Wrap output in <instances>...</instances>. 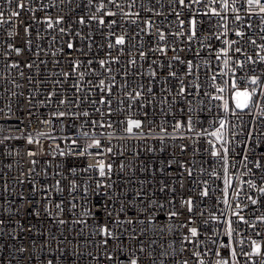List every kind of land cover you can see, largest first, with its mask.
I'll return each instance as SVG.
<instances>
[{"label": "built area", "instance_id": "2783aa9c", "mask_svg": "<svg viewBox=\"0 0 264 264\" xmlns=\"http://www.w3.org/2000/svg\"><path fill=\"white\" fill-rule=\"evenodd\" d=\"M24 2L28 4L29 9L35 11L20 10L15 7V3L9 4L8 0H0V11L5 13V20L9 19L12 11L21 12L19 18H12L10 23L0 25V108L4 109V113L0 114V124L8 130L3 133L4 135L19 137L0 145V171L7 173L6 179L9 184V191H4L3 181H0V195L6 198L0 200V209L5 210L0 214L9 215L7 210L11 208L14 215L16 209H21L19 215H15V219L20 220L24 216L23 209L27 207V204L21 202L18 197L21 192L29 195L28 184H19L17 177L24 180L32 179L36 182L37 192L33 199L37 202L35 204L37 210L46 203L42 186L48 189V196L53 204L64 200L65 216L68 212V202L76 203L77 207L74 210L76 216H73V219L84 211L96 212V206L102 197L94 195V192L100 191V189L95 188V184L97 180H101L104 183L111 182L114 185L113 189H103V191L113 194V208L118 209L121 206V201H131L137 190H141L145 194V202L152 198L164 205L163 209H157L153 214L161 221V225L147 230L145 234L139 232L137 225L128 226L129 230L136 228V235L143 241L146 252L153 251L156 264H160L161 260L164 261V264H182L184 259H188L189 264H196V259L191 256V252H207L208 249H212V252L203 255L201 259L205 261V264H215L219 257L213 253L219 251L227 257L228 250L221 245L230 243L231 239L237 242L241 239L244 240L242 245L239 243L232 245L236 249L238 264H253V261L258 264L260 258L252 257L249 259L242 254L241 249L250 251L252 239L264 243V225L258 224L254 230L244 224H237L236 218L232 216V211H239L236 209V204L239 203L243 208L241 214L254 223L255 220L250 215L253 208L258 209L256 215H264V197L243 183V181L251 179L259 186L261 177L264 176V170L256 169L251 162L253 159L251 155L252 140L246 135L249 130H252L257 140H264V137L260 135L264 133V120H261L258 115L260 109L253 107L250 114H241L239 118L227 115L229 127L226 129L225 139L230 141L227 145L229 149L227 172L232 178V184L226 192L224 184L225 165L219 157L211 155L212 144L209 141L215 143L217 149H220V144L209 133L219 127V124L214 123V121H218L221 116L225 115L218 107L222 101L212 100L210 96L223 95L231 104L232 95L230 83L233 73L224 66L226 57L221 55L220 59H217V54L221 49L227 47L225 41L237 42L232 44V50L229 51V56L232 57L230 67L235 69V75L237 77L252 75L251 70L255 69V74L264 81V63H246L243 70L236 67L235 64L237 59L243 61L246 56H253L258 61L255 56L258 51L264 55V51L250 43L251 39H255L257 45L264 44V39H261L264 37V32L260 31L261 28H264V24H260L257 17L248 19L244 9H240L236 13L242 17L240 22H236L233 19L235 14L229 11L224 13L228 17L227 32H225L224 27L221 26L224 21L216 16H212L209 20L203 16L206 11L205 6L203 4L194 5V10L200 14L197 17L198 20L203 19L204 23L198 24V39L191 42L190 47L193 51H188L189 42L186 35L179 38L169 35V33L180 30V25L170 11L168 0H162L164 7L157 6L155 8L156 11L164 13L162 16L141 12V17L144 19L151 16L153 23L151 29L146 27L144 19H138L133 24L129 21L137 19L136 17L121 18L122 14L119 12H117L116 17L105 18L106 20L116 19L118 21L112 28L102 26L97 21H88L85 25H80L77 22L79 16L87 18L94 13L100 0H93L91 5H88L87 0H72V11H69L67 0L63 4L60 0H24ZM130 2L131 0H117V3L124 6L126 12L139 11L141 2L147 4V0H136L135 5L130 9L127 7ZM241 2L242 0H237V8H240ZM42 4H54V6L41 8ZM148 6L152 7L153 5L148 4ZM212 6L219 10V4ZM108 10L117 11L112 5H108V8L105 9V11ZM46 14L51 16L53 21L58 16H63L65 20L49 29L47 24L43 22ZM96 15L99 16L100 13H96ZM249 23L253 25L250 29L247 27ZM28 24L31 25L29 28L30 35L24 32V28ZM62 27L66 29L65 33H60L59 29ZM157 27L165 31L166 41L158 40ZM186 29L187 25H185L184 30L186 31ZM237 30L244 31L246 35L237 37L235 35ZM10 32L13 35L9 36L8 33ZM76 32H80L81 35L91 34L92 39L81 41L74 35ZM109 32H114L115 35L127 34L126 38L130 36L131 39H128L125 46H115L109 49L107 47L108 42L114 43V38L108 35ZM212 33L219 35L220 39L213 37L210 42L204 39L205 36H211ZM29 39L32 41L31 45H27ZM67 41H72L76 49L79 50H69L66 47ZM209 43L211 48L208 46ZM8 44L20 47L22 52L17 55L13 49L8 48ZM89 44H91L90 50ZM164 44L175 47L177 51H171V47L167 50L166 55L159 51H152V49ZM121 47L125 49L123 52L118 50ZM236 47H240L242 53H235ZM181 48L185 51H179ZM140 51L145 52L146 57L141 58L139 56ZM69 52H71L70 58L72 60H93L91 65L85 62L78 69L79 72L85 73L83 80H80L77 73H73L71 79L62 75L63 72L70 70ZM196 52H199L198 56L195 55ZM177 55L182 59L193 61L196 67H194L192 75L186 76V65L179 62L172 61V66L169 67V61ZM113 58H118V62H111ZM101 59L110 61L106 68L100 67L99 60ZM131 59L136 60L135 65L128 63ZM13 63H18L19 67H10ZM28 63H31L33 67L28 68L26 66ZM107 68H110L111 71L109 72ZM153 70L157 73L155 77L151 76ZM170 71H176L178 78L169 77L167 73ZM21 72L24 73L23 76L20 75ZM221 73H226V75ZM213 75L216 76L215 81L212 80ZM28 77H31V80ZM101 79L114 85L111 97H107L96 87ZM179 79L185 81L189 92L195 93L197 88L194 86H199V95L189 97L193 101L194 130L192 132L186 128H181L178 132L173 131L175 122L183 120L186 115V112L181 111L182 108H186V102L179 97H176L175 102H173L175 93L180 87ZM226 81L228 83H225ZM76 84L79 85V91L74 87ZM140 85H144L145 88L151 87L155 95L145 92L140 101L132 104L129 108L126 91L138 90ZM213 85L224 87V93H217ZM260 86L264 87V83ZM12 93H17V95L13 96ZM21 93L23 95H20ZM102 97L112 100L111 116L108 114L109 107L98 102ZM165 98L168 102L161 103ZM62 99L70 103L59 104ZM118 100H123L125 103L118 104ZM149 100L152 101L151 104H148ZM201 100L203 101L202 104L199 103ZM261 100L264 101V97H261ZM94 101L96 102L94 103ZM9 106L13 110L12 113L8 112ZM29 106L32 111L30 120L24 115ZM61 111L73 115H66L62 118L53 115V113ZM84 112H87L88 115L84 116ZM145 112L148 113L147 118H145ZM128 116L146 120L144 131L147 132L149 127L153 129L152 133L149 134L150 137L163 135L165 139L163 141L156 138L122 139L121 137L125 135L122 132L124 125L120 122L126 120ZM18 117L24 118L23 124L18 123ZM42 120H50L51 123L44 124L40 122ZM93 121L97 123L93 124ZM101 123L105 125L112 123L113 127H100ZM161 126L167 129V133L161 132ZM17 127L20 128V131H16ZM37 131L49 133L50 137L53 138H41V145L39 146L36 144L28 145L25 136L28 133L35 136ZM84 132L89 133V136H83L82 133ZM109 133H113V135L109 137ZM92 136L100 139L104 148L111 146L113 155L101 157L76 155L77 151L83 150L92 143ZM171 136L177 138L172 139ZM180 136L185 138L180 139ZM182 147L186 150L181 151ZM9 149L12 155H7ZM28 149L36 151L37 155L35 157L27 156ZM59 151H64L66 155L60 156ZM88 151L95 153L97 149L89 148ZM245 153L249 154L247 168L242 162ZM256 158H259V150H257ZM33 159L37 161L34 166L31 165ZM97 159H104L106 163L113 164L111 181L99 177L95 169L90 173L83 171L85 166L95 163ZM121 163L124 164L123 170L119 167ZM181 163L184 164L183 168L180 166ZM8 165H11L10 169ZM30 167H34L35 171L31 176H28ZM70 168L76 169L75 175L68 171ZM188 168L192 169L191 176L187 174ZM248 168L252 169L251 173H248ZM21 172L25 175L21 176ZM57 180H60L59 187L64 191H57ZM71 180H75L80 187L75 193L70 194L68 189ZM162 187H164V191H161ZM85 188L88 189L87 195L84 193ZM204 188L208 189L209 195L207 197L201 196ZM237 192H239L238 197L236 196ZM248 195L258 198L259 205H251L247 199ZM73 196L75 197L74 200ZM189 198L192 199L194 205L192 213H188L186 206L182 205V201ZM225 199L228 200L231 207L225 205ZM139 207L140 205H137V208L127 212V215L135 219V213ZM172 210L180 211L183 215L168 221L167 213ZM53 212L55 213L54 208ZM213 216L216 217L215 220ZM189 218L194 223H189ZM99 219H103V217H99ZM226 219H231L233 221L232 227L237 230L231 239L224 235L226 227L224 221ZM205 220H208L209 223L204 224ZM165 221L175 225L173 231H169L167 227H164L163 231L160 230ZM30 222L33 225L31 233L13 232L15 239L6 236L0 241V245H3L0 247V258H2L0 264H8L13 254L19 258L21 256L28 257L31 253L40 258L33 259L31 264H40V260L49 251L45 246L46 242L51 244V248L54 250L52 254H56L59 251L57 244L60 243V240L52 242L49 233L55 234L57 237H60L61 233H65L73 242L70 244L64 240L63 246L65 248L84 251L85 257L81 260V264H108L101 249L90 244L82 249L77 247L78 238L75 233L80 231V225L68 224L66 227L57 225L52 222L51 218H46L43 212L39 217H33ZM182 225H187V227ZM189 227H197L200 232L198 239L192 238L195 244L183 241V237L188 234ZM257 231L262 235L256 236L255 232ZM96 239L98 240L99 237ZM214 240L216 243H213ZM33 241H35V247L32 246ZM152 241L155 243L153 244ZM127 242L132 246L135 258H139L141 264H151L146 252L139 251V245L136 241L128 239ZM21 246L27 250L22 254L16 253L15 249ZM42 247L43 250H41ZM183 249L187 250L182 251ZM89 251L100 256L101 259L97 261L88 258L87 253ZM165 251L168 255H161ZM125 255H130V251L126 249ZM12 264H18L17 260H13ZM19 264H24V261L20 259Z\"/></svg>", "mask_w": 264, "mask_h": 264}, {"label": "snow or ice", "instance_id": "6c2138e0", "mask_svg": "<svg viewBox=\"0 0 264 264\" xmlns=\"http://www.w3.org/2000/svg\"><path fill=\"white\" fill-rule=\"evenodd\" d=\"M61 4L65 2V0H60ZM9 4L15 3V7L20 10L28 9L29 11H35L34 9H29L28 4L24 2V0H8ZM67 3L69 5V11H72L71 4L72 0H67ZM88 5H91L93 3V0H87ZM136 3V0H131L130 3L127 4L128 8H132ZM148 4L153 5L152 7H149ZM168 4L170 6L171 13L176 17L179 25L180 30L169 33V35H173L177 38L185 36L187 38V41L189 42V49L188 51H193L190 47L191 42L194 39H198V24H203L204 20L199 19L198 16L200 15L197 11L194 10V5H201L203 4L206 8V11L203 13L204 17L210 18L212 16L219 17L220 20L224 21V24L221 25L224 27L225 32H227V19L228 17L224 15V13H227L231 11L235 15L233 16V19L236 22H240L242 20V17L239 14H236L240 11V9H244L246 12V16L248 19H251L252 17H257L259 19L260 24H264V0H242L240 4V8H237V0H207V3H205V0H168ZM219 4V10L216 7H213L212 5ZM108 5H112L117 11H105L106 8H108ZM174 5V6H173ZM54 6L53 5H41V8H46ZM164 7L162 0H147V4L141 2V7L139 11H132V12H126L124 10V6L121 3H117V0H100V2L96 5L95 12L92 13L87 18L85 16H79L78 23L80 25H85L88 23V21H97L100 25L105 26L107 28H112L113 25H116L118 21L116 19L106 20V17H116L117 12L121 13L123 17L128 16H134L137 19L130 20V23L135 24L138 19H144L141 17V12L145 13H154L156 16H162L164 15L163 12L156 11L155 8ZM187 13L186 15L184 13ZM96 13H100L99 16L96 15ZM5 13L3 11H0V25L4 23H10L12 18H19L21 16L20 11H12L10 13L9 19H4ZM65 18L63 16H58L54 21L51 16L45 15L43 22L47 24V27L49 29H52L55 25H59L63 23ZM37 22H40L37 20ZM144 23L148 29H151L153 27V23L151 20V16H149L147 19H144ZM185 25H187L186 31ZM31 27L30 24L25 26L24 32L28 35H30L29 28ZM247 27L250 29L253 27L251 23L247 25ZM60 33H65V28L59 29ZM141 31H144V29H141ZM261 32H264V28L260 29ZM9 36L13 35V33H8ZM74 35L81 41L85 40H91V34L81 35L80 32L74 33ZM109 36L114 38V43L112 41H109L107 44V47L109 49L115 47V46H125L127 44L128 39H131L130 36H127V34H121V35H115L114 32H109ZM151 35V33H149ZM156 35L159 41H166L167 35L165 31L161 30L159 27L156 28ZM235 35L237 37H244L246 34L244 31L237 30L235 32ZM220 39L219 35H216L215 33H212L211 36H205V40H210L212 38ZM55 39V38H54ZM261 39H264V37H261ZM32 41L29 39L27 40V45H31ZM227 47L220 50V52L217 54L216 58L220 59L221 55L226 57L224 60V66L225 68L229 69V71H232L233 77L231 79L230 87L232 89V95H231V104L229 103V100L225 99L223 95H212L210 96V99L212 100H219L222 101V104L218 107L221 108L222 112L225 114L224 116H221L218 121H214V123H218L219 127L209 133L212 137L215 138L217 142L220 144V149H217L215 143L212 141H209L210 144H212V151L211 155L213 157H219L221 161H223L225 165V176H224V184H225V192L229 187H231L232 184V178L228 175L227 172V164H228V152L229 149L227 145L230 143V141L225 139L226 135V129L229 127V123L227 120V115L236 116L239 118L241 114H250L251 109L253 107L259 108L260 112L258 115L260 116L261 120H264V107H262V104H264V101L261 100V97H264V87H261L260 85L264 83V81L261 80V77L255 74V69H252V75H246L243 77H237L235 75V69L230 67V61L232 60V57L229 56V51L232 50V44L237 43L234 41H225L224 42ZM250 43L254 45L255 47L259 48L261 51H264V44L257 45L255 39H251ZM211 48V44L208 45ZM66 47L69 50H79L76 49L75 44L72 41L66 42ZM168 44H164L163 46H158L157 48L152 49V51H159L161 54H167V50L169 49ZM8 48L13 49L17 55H19L22 52V49L20 47H16L12 44H8ZM88 48L90 50L91 44L88 45ZM119 51L123 52L125 49L121 47L118 49ZM171 51L176 52L177 49L175 47H171ZM179 51L183 52L185 49L181 48ZM235 53H242V49L240 47H236L234 49ZM54 54V53H53ZM83 54V52H82ZM69 55V65L70 70L65 71L62 73V75L68 79L72 78L73 73H77L80 80L84 79L85 73L79 72L78 69L82 67L83 63H87L91 65L93 63L92 59H88L87 61H81V60H72L71 52L68 53ZM195 55H199V52H196ZM139 56L141 58L146 57V53L143 51L139 52ZM255 56L258 58L254 59L253 56H246L243 61L237 59L235 61L236 67L243 70L246 63L248 64H256L264 63V55H261L260 52H256ZM172 61L179 62L180 64L186 65V71L185 75L189 76L192 75L194 67H196L193 64V61L191 59H182L179 55L173 56L171 60L169 61V67L172 66ZM111 62H118V58H113ZM110 63L109 60L101 59L99 60V64L101 68H106L107 65ZM129 64L135 65L136 60L131 59L128 61ZM155 63V61H153ZM28 68L33 67L31 63H28L26 65ZM10 67H19L18 63H13L10 65ZM107 70L110 72L111 69L107 68ZM222 75H226V73H221ZM21 76L24 75L23 72L20 73ZM127 76V73H125ZM157 75L156 71L153 70L151 72V76L155 77ZM169 77L172 78H178V73L176 71H170L167 73ZM29 80H31V77H28ZM212 80H216V76H212ZM225 83H228L227 81ZM180 87L175 93V96L173 98V102H175V98L179 97L182 100L186 102V108H182V112H186V115L183 120H178L173 125V131L178 132L181 128H186L189 132H192L193 124H194V117L192 115L193 112V101L192 99H189L190 96L195 97L199 95V86H194L197 88V91L195 93L189 92L187 86L185 85V81L183 79H179ZM215 87V90L217 93L223 94L225 91L224 87H219L216 85H213ZM19 87V85H17ZM74 87L77 88V91H79V85L76 84ZM102 93H105L107 97H111L112 95V89L114 85L112 83H106L105 80L101 79L99 81V84L96 85ZM147 92L149 94H152L153 96L155 93L153 92V89L151 87L145 88L144 85H140L139 89H133L132 91H126V97L129 101L128 107L130 108L132 104H136L140 101V99L144 96V93ZM13 96L17 95V93H12ZM20 95H23L22 93ZM205 95H208V93H205ZM96 101H94L95 103ZM100 104H104L109 107V116H111V104L112 100L110 98H104L102 97L99 101ZM168 102L167 98L165 100H162L161 103ZM65 103H70L66 100H60L59 104L63 105ZM118 104H124L125 101L118 100ZM152 101L149 100L148 104H151ZM199 103H203V101H199ZM144 106V105H140ZM18 111H23L22 109H17ZM12 108L8 107V112L12 113ZM4 113V109L0 108V114ZM24 115L30 120L32 117V111L31 107L29 106L27 110L25 111ZM56 117H65L73 115L69 112H56L53 113ZM84 116H87L88 113L84 112ZM145 118H147L148 113H144ZM18 123L23 124L24 118L18 117ZM44 124L51 123L50 120H42L40 121ZM146 120L141 119H134L132 116H128L126 120L121 121L120 123L124 125L122 128V132L125 134L121 138H156L163 141L165 139V136H156V137H150L149 134L152 133L153 129L151 127L148 128V131H144V125ZM97 122L93 121V124H96ZM100 127L107 126L108 128H112V123H108L107 125L101 123L99 125ZM8 131L2 124H0V145H4L6 141L12 140V139H18L19 137L15 136H9L4 135L3 133ZM16 131H20V128L17 127ZM161 132L167 133V129L161 126ZM83 136L88 137L89 133L84 132L82 133ZM109 137L113 135V133L108 134ZM247 137L252 140V163L253 166L256 169L264 170V140H257V138L254 136L253 131L249 130L246 133ZM262 137H264V133L260 134ZM41 138H53L50 137L49 133L37 131L35 133V136L32 135V133H28L25 136L26 143L28 145H41ZM172 139H176V136H171ZM180 139H184V136H180ZM92 143L88 144L87 147H85L83 150L77 151L76 155L78 156H84V155H93L96 157H101L105 155H113V148L111 146H108L107 148H104L101 140L95 138V136L91 137ZM73 143H76V141H73ZM89 148H95L97 151L95 153L89 152ZM186 150L185 148H181V151ZM257 150H259V158L257 157ZM151 151V149H149ZM163 151V149H161ZM19 154V153H17ZM7 155H12L11 150L9 149L7 152ZM37 155L36 151H33L31 149L27 150V156L29 157H35ZM60 156H65L66 153L64 151H59ZM120 155H123V153H120ZM242 162L244 163V166L247 168V163L249 162V154L245 153V155L242 157ZM37 161L35 159L31 160V165H36ZM171 163V162H169ZM182 168L184 167V164L181 163L180 165ZM9 169L11 168V165H8ZM120 169L123 170L124 164L121 163L119 165ZM93 169H95L98 172L99 177L106 178L108 181H111V176L113 173V164L112 163H106L104 159H97L95 163L88 164L84 167L83 171L85 173H90ZM35 171L34 167H30L28 169V176H31V174ZM69 172H71L73 175L76 173L75 168L68 169ZM163 171V170H162ZM252 169L248 168V173H251ZM187 174L189 176L192 175V169L188 168ZM215 175V173H213ZM25 173L21 172V176H24ZM7 173H4L0 171V181H3V190L9 191V184L6 179ZM17 182L21 185L27 183L28 184V191L29 195H25L23 192L19 194V200L21 202H26L27 207L23 209L24 216L17 220L15 219V215H19L21 212V209H16L15 215L12 213L11 208H9L7 211L9 215L4 216L0 214V241H2L6 236L12 237L15 239L16 237L13 236V232H26L31 233L33 230V225L31 224V219L33 217H39L41 212L45 214L46 218H51L52 222L56 223L60 226H67L68 224L72 225H80V231L75 233L77 236L76 245L78 248H83L86 245H92L98 249H101L103 251V256L108 261V264H117V261H119V264H141V261L139 258H135V252L132 250V246L128 244V239H131L133 241H136L139 245V251L142 253L146 252L145 246L143 241L139 239V237L136 235V228H132L129 230L128 226L131 225H137L139 226V232L141 234H145L147 230L151 228H155L157 225H161V221L156 218L153 214L157 211V209H163L164 205L159 203L156 199L149 198L147 202L144 200L145 194L141 190H137L133 194V199L131 201H121V206L116 209L113 208V194L108 191H103V189H113L114 185L111 182L104 183L101 180H97L95 184L96 189H100L98 192H94V195L102 197V199L98 202L96 208V212L93 213L91 210L84 211L79 214V216L75 219H73V216H76V213L74 210L76 209L77 205L74 202L69 201L68 202V212L65 216V202L64 200H60L59 202L52 203L51 198L48 196V189L44 186V200L46 203H44L43 207L39 210L36 209L35 204L37 203L35 199H33L34 194L37 192L36 188V182L32 179L24 180L17 177ZM60 180L56 181V189L59 192L64 191V189L60 188ZM206 183V182H205ZM243 183H246L250 189H253L255 191H258L261 197H264V176L261 177V184L258 186L257 183L254 180H246L243 181ZM80 187L76 183L75 180H71L69 182V193H75L76 190ZM166 187V186H165ZM164 187L161 188V191H164ZM88 189H84L85 195H87ZM209 195L208 189L204 188L201 192V196L207 197ZM236 196H239V192L236 193ZM6 199L4 196L0 195V200ZM15 199V197H14ZM75 197L73 196V200ZM247 199L250 201L251 205L258 206L260 201L258 198H254L251 195L247 196ZM12 203V201H10ZM169 203H172V201H169ZM225 205H228L231 207L228 203V200H224ZM137 205H140V207L137 209L135 213V219L127 215V212H129L132 209H136ZM182 205L186 206V211L188 213H192L194 211V205L192 199H187L182 201ZM53 208L55 209V213L53 212ZM236 209H239V211L233 210L232 216L236 218L237 224H244L252 229H256L257 225H264V215H256L257 208H253L250 215L254 218L255 223L252 220L246 219L244 215L241 213L243 212V208H241L240 204H236ZM5 211L4 209H0V213ZM180 215H183L182 212L177 210H172L167 213V220L171 221L173 218L178 217ZM203 215V213H201ZM87 217V218H85ZM99 217H103V219H99ZM213 219L215 220L216 217L213 216ZM94 221V223H93ZM189 223H194L189 218ZM209 221L205 220L204 224H208ZM226 227L224 229V235L229 237L230 239L233 238L234 233H236V229L232 227L233 221L231 219H226L224 221ZM14 226V227H13ZM183 227H187V225H182ZM164 227H167L169 231H173L175 225L169 224L166 221L164 222V225L161 227V231L164 230ZM10 229V230H9ZM256 236H261L262 234L260 232H255ZM200 232L197 227H189L188 228V234H186L183 237V241H187L189 244H195V241L192 238H199ZM50 240L52 242H56L57 240H60V243L57 244V248L59 251L56 254H52L54 251L51 248V244L47 243L45 246L48 248V253L43 257V259L40 260V264H81V260L85 257L84 251L80 250L77 251L76 249H67L63 246V241L67 240L68 243H73L72 240L65 234L61 233L60 237H57L55 234L49 233ZM99 237L97 240L96 238ZM154 244L155 241H152ZM213 243H216L214 240ZM235 243L243 244L244 240L241 239L240 241H235L234 239H231L230 243L222 244L221 246L228 250V256L225 257L221 254V252L216 251L213 253L216 257H219L215 261V264H238L236 261V249L232 246ZM32 246L35 247V241L32 242ZM0 247H3V245H0ZM171 247V245H169ZM129 250L130 255H125V251ZM27 249L24 246H21L17 249H15L16 253H24ZM43 250V247L42 249ZM187 249H183L182 251H186ZM242 254L245 257H248L251 259L252 257L260 258L258 261V264H264V243H261L257 241L256 239H252L250 241V251H246L241 249ZM208 252H212V249H208L207 252L204 251H192L191 256L195 257L196 264H205V261L201 259L203 255H207ZM146 255L149 257L151 264H156V259L153 254V251H147ZM161 255L167 256L168 253L162 252ZM87 257L90 259H95L99 261L101 259L100 256H97L93 252L89 251L87 253ZM2 259V258H0ZM22 259L24 261V264H31V261L33 259H40L39 257H36L34 253H31L28 257H17L15 254L12 255L11 259L8 261V264H12L13 260H17L19 264V260ZM160 264H164V261L161 260ZM182 264H189L188 259H184L182 261ZM253 264H257L256 261H253Z\"/></svg>", "mask_w": 264, "mask_h": 264}]
</instances>
